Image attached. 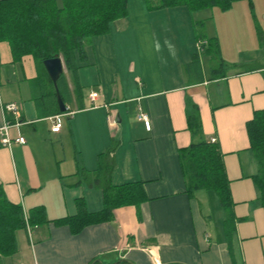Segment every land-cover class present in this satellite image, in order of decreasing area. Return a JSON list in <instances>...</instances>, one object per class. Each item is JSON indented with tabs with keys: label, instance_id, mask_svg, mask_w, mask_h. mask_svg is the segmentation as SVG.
Segmentation results:
<instances>
[{
	"label": "crops",
	"instance_id": "crops-1",
	"mask_svg": "<svg viewBox=\"0 0 264 264\" xmlns=\"http://www.w3.org/2000/svg\"><path fill=\"white\" fill-rule=\"evenodd\" d=\"M193 18L183 7L149 8L145 0H127L126 16L86 45L87 62L77 69L79 96L64 66L70 102L65 112L54 114L33 97V82H46L44 71L29 54L14 59L8 42L0 41V127L9 123L11 139L9 146L0 144V184L8 200L25 211L41 205L49 220L33 227L30 235L17 230V252L5 264H89L94 259L103 264L119 259L135 264H264V207L252 179L258 163L246 131L253 111L264 109V52L247 58L221 56L227 71L208 80L204 60H209L198 51V38L182 49L177 39L179 24L188 25L192 35ZM171 35L180 48L175 57L167 49L156 50L162 39L171 42ZM144 39L153 41V51L146 50ZM102 47L105 53L99 51ZM195 53L200 67L194 71L187 66ZM92 92L97 93L93 101ZM186 98L198 106L199 138H215L222 153L235 219L231 236H226L222 208V222L213 220L211 195L186 191L179 150L194 140L187 128ZM7 103L17 105V114L5 109ZM141 112L149 129L138 118ZM57 114H64L62 127L53 133ZM19 136L24 144L15 140ZM105 161L111 164V183L139 181L146 199L137 207L114 208L111 220L76 234L67 224H55L54 219L76 213L77 199L90 212L102 208L97 175Z\"/></svg>",
	"mask_w": 264,
	"mask_h": 264
},
{
	"label": "trees",
	"instance_id": "trees-1",
	"mask_svg": "<svg viewBox=\"0 0 264 264\" xmlns=\"http://www.w3.org/2000/svg\"><path fill=\"white\" fill-rule=\"evenodd\" d=\"M235 1L238 0H145L149 8L183 7L191 12L206 7L227 10ZM247 1L252 4V0ZM126 14L127 0H0V41L8 42L14 59L18 60L27 54L34 58L38 68L44 71L42 78L46 81L42 84H38L39 81L33 82L34 100L39 106L50 108L52 114L61 113L55 88L45 72L43 60L55 55L62 57L66 72L74 78V90L79 96L81 86L77 69L87 62V43L93 37L110 32L113 23ZM256 29L264 52V31L257 24ZM201 40H206V44L198 51L208 56V80H213L217 74L227 71L228 64L221 57L216 36L201 35L197 41ZM199 67V55L195 53L187 68L195 71ZM57 86L64 103H69L70 94L64 72L58 78ZM185 114L187 128L194 138L188 146L179 150L186 191L191 196L197 190H206L210 195L214 193L225 211L226 236H231L235 230V219L230 215L231 195L222 153L216 142L199 138L202 128L199 110L190 98H186ZM246 131L249 149L258 163V172L252 175V179L264 207V109L253 111L252 118L246 122ZM101 170L97 181L102 190V208L90 212L83 200L77 199L76 213L54 219L55 224H67L71 232L76 234L87 225L111 220L114 208L123 205L137 207L146 199L141 182L111 183L108 177L111 164L107 161L102 164ZM47 222L49 220L43 206H34L25 211L20 204L8 200L0 184V264H5V259L17 252V230H26L27 224L33 228ZM92 262L100 264L96 259L89 264ZM117 264L130 263L120 260Z\"/></svg>",
	"mask_w": 264,
	"mask_h": 264
},
{
	"label": "rangeland",
	"instance_id": "rangeland-1",
	"mask_svg": "<svg viewBox=\"0 0 264 264\" xmlns=\"http://www.w3.org/2000/svg\"><path fill=\"white\" fill-rule=\"evenodd\" d=\"M192 13L194 17L192 35L189 32L188 25H178L179 33L177 35V39L178 43L182 45L181 49L182 47L188 45L190 39L196 40L197 38H199L201 34H204L203 32L205 30L207 36L208 34L212 33L213 36L217 37L218 42L220 41L219 48L220 53L222 54L221 56H227L228 58H247L252 57L255 54H257V56H261V54L263 53V49L258 43L259 41L256 24L262 31H264V0H252L251 5L247 0H238L235 1L232 4V7L227 10H222L218 7H206L200 10H196ZM245 16L248 17L247 25H245ZM197 20H203L204 24H202L201 22H195ZM160 26H165V24H163L162 22ZM248 32H250L251 38L247 37ZM170 38L171 43L172 40L175 41L174 35H171ZM93 40L94 39L92 38V44L94 42ZM144 40L146 42V50L153 51L155 49V46H153V41L147 42L146 39ZM164 40L166 39H162L159 44L161 48L167 49V51H169L167 44H164ZM177 45H174L175 50L177 53H180L179 50L176 48H179V45ZM142 47V45H139V48L141 50H143ZM102 48H100L99 51H103L105 53V48ZM104 53H102L104 57H107V54L105 55ZM154 54L157 55L156 53ZM100 56L101 60L104 62L105 58L102 55ZM179 56H181V54ZM179 62V59L176 58L175 63L179 64ZM204 63L207 71H209L210 65L209 61H207L206 58L204 60ZM104 64L105 63H102V65ZM242 66H247V63L243 64ZM163 73H165V71ZM209 206L212 210L214 222H222L223 211L219 206L218 198L214 193H211Z\"/></svg>",
	"mask_w": 264,
	"mask_h": 264
},
{
	"label": "built area",
	"instance_id": "built-area-1",
	"mask_svg": "<svg viewBox=\"0 0 264 264\" xmlns=\"http://www.w3.org/2000/svg\"><path fill=\"white\" fill-rule=\"evenodd\" d=\"M206 44V40H201V41H198L197 42V49L200 50L201 49V46ZM97 97V93L96 92H92L91 93V100H95ZM92 106H97V104H94L92 103ZM5 109L8 110V111H11L13 114H17V110H18V107L15 103H7L5 105ZM64 114H57L55 115L53 118H52V124H51V127H50V130L53 132V133H56V132H59L61 127H62V117H63ZM138 118L142 121H144V124L145 126L149 129L150 128V122H149V119L147 117L146 114L144 113H140L138 115ZM19 124V123H17ZM9 123L6 122L4 123V125H2L0 127V144L1 145H4V146H9L10 143H11V139H10V136H9ZM17 142H19L20 144H24L25 143V139L21 136L17 137L15 139ZM211 142H215V138H211L210 139ZM31 230L32 228L27 224L26 225V231L28 233V235H30L31 233Z\"/></svg>",
	"mask_w": 264,
	"mask_h": 264
},
{
	"label": "water",
	"instance_id": "water-1",
	"mask_svg": "<svg viewBox=\"0 0 264 264\" xmlns=\"http://www.w3.org/2000/svg\"><path fill=\"white\" fill-rule=\"evenodd\" d=\"M43 66L55 88V91L57 94V104H58L59 111L65 112L67 107L59 94L58 86H57V80L60 77V75L64 72V63H63L62 57L55 55L53 57L45 59L43 60ZM120 260H125L130 264H135L133 261L128 260V259H119L118 261L110 263V264H117ZM96 261H98L100 264H103L99 259H96ZM93 263L94 262H92L91 264Z\"/></svg>",
	"mask_w": 264,
	"mask_h": 264
},
{
	"label": "clouds",
	"instance_id": "clouds-1",
	"mask_svg": "<svg viewBox=\"0 0 264 264\" xmlns=\"http://www.w3.org/2000/svg\"><path fill=\"white\" fill-rule=\"evenodd\" d=\"M165 43L167 44V47H168V50H169L170 54L173 57H175V55H176L175 46L171 42H169V41H166ZM156 50L157 51H160L161 50V46H160L159 43L156 44Z\"/></svg>",
	"mask_w": 264,
	"mask_h": 264
}]
</instances>
